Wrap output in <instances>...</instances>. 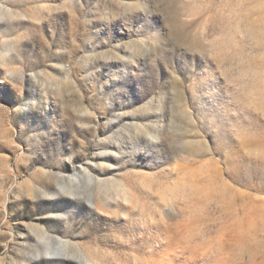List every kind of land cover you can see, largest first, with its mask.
<instances>
[{
    "label": "rangeland",
    "instance_id": "1",
    "mask_svg": "<svg viewBox=\"0 0 264 264\" xmlns=\"http://www.w3.org/2000/svg\"><path fill=\"white\" fill-rule=\"evenodd\" d=\"M0 264H264V0H0Z\"/></svg>",
    "mask_w": 264,
    "mask_h": 264
}]
</instances>
